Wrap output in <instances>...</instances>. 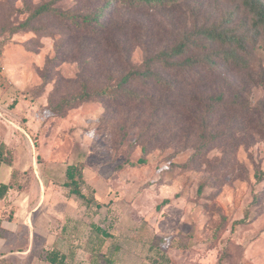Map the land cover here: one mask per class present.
Instances as JSON below:
<instances>
[{"label": "rangeland", "instance_id": "rangeland-1", "mask_svg": "<svg viewBox=\"0 0 264 264\" xmlns=\"http://www.w3.org/2000/svg\"><path fill=\"white\" fill-rule=\"evenodd\" d=\"M24 1L34 7L49 0H0V138L22 136L47 165L84 162V177L103 204L94 221L116 238L118 264H264V177L258 178L264 171V33L251 27L240 1L177 0L148 11L113 2L114 14L119 11L121 22H130L126 36L124 30L119 34L121 43L127 40V51L112 69L100 50L103 40L99 46L91 42L82 47L83 34L52 15L29 25L37 31L12 33L11 27L29 14ZM103 1L58 0L54 6L88 12ZM212 25L245 36L242 56L248 68L226 66L203 83L198 68L178 74L179 84L185 78L196 84L161 96L175 101L183 93L185 101L175 107L162 108L160 97L142 106L93 98L64 107L63 100L72 102L84 83L94 90L110 76L114 84L120 64L142 71L150 53L171 47L184 32L197 40L193 32ZM222 49L215 46L204 54ZM131 86L143 92L156 87L141 78ZM7 90L11 92L5 95ZM220 94L222 101L217 102ZM207 106L215 107L212 115ZM204 123L208 135H215L207 147L199 136ZM231 131L234 136L226 134ZM13 143L20 150L21 143ZM49 171L55 174L56 169ZM164 198L169 202L157 209ZM49 208L45 205V222L75 212L73 204ZM81 213L68 237L60 232L62 219L54 222L61 246L86 240L89 220ZM166 236L171 241L159 244ZM17 240L15 248H24L25 238ZM37 241L34 251L6 254L5 262L42 264ZM89 257L79 248L71 264H89Z\"/></svg>", "mask_w": 264, "mask_h": 264}, {"label": "trees", "instance_id": "trees-1", "mask_svg": "<svg viewBox=\"0 0 264 264\" xmlns=\"http://www.w3.org/2000/svg\"><path fill=\"white\" fill-rule=\"evenodd\" d=\"M58 0H49L32 6L24 1L26 12L28 16L26 20L18 24V26L11 27L12 33L19 30H39L34 26H29L34 21L45 18L46 16H54L66 25L68 29L73 28L76 31L75 34H83V40L80 46H88L91 42L101 44L103 40L104 59L110 64V69L115 67L116 60L123 55V51H127V40L121 43L119 34L124 30L123 36H126L129 26L127 25L130 20H125L123 24L121 22L123 16L120 17V12L117 11L114 14L112 8L113 2H119L124 7L131 10H143L148 11L155 7H166L167 5L174 3L177 0H104L102 4L96 6L88 12L82 11H70L56 8L54 4ZM244 11L250 16L251 27L254 30H258L264 33V2L262 0H239ZM105 18L103 21L102 19ZM135 29V28H134ZM193 35L197 40L191 39V36L184 32L178 40L171 47H162L156 52L150 53L143 59V70H136L130 67L129 64H120L122 72L118 76V80L112 83L114 80L110 76L106 78V83L101 88H95L89 90L84 83L80 93L75 94L70 100H63L64 107L72 105L75 102L86 101L93 98H101L107 101V104L114 103L117 106H131L132 102L138 106L147 105L152 101L159 98V105H170L175 107L176 104H180L185 101V95L183 93H177L175 101H168L169 96H166V100L162 97L165 94H171L172 92H180L184 87L190 86L195 81L185 78L182 84H179L178 74L198 68L199 82H205L211 75L218 72L219 69L231 65H239L242 68H248L245 58L242 56L246 52L245 36L238 35L231 28L225 27V25H212L210 27H201L197 31L193 32ZM193 37V36H192ZM89 41H87V40ZM220 46L223 48L219 54H204L212 47ZM165 71V72H163ZM136 78H141L146 81H152L156 86L153 91H139L133 88L131 85ZM182 79V78H181ZM179 85V87H177ZM164 89V90H162ZM164 91V92H160ZM144 93V94H142ZM191 97H195V93L191 94ZM194 99H197L195 97ZM164 100V102H161ZM217 102L222 101V95L216 99ZM177 102V103H175ZM112 105V104H111ZM62 106V104H61ZM206 111L208 115L214 113V106H207ZM159 108H157V111ZM223 119L227 118L226 115H222ZM245 112L240 115V119H243ZM203 117V116H202ZM188 118H185V120ZM235 119L232 118V121ZM243 122V121H238ZM203 131L200 133V137L204 140V146L215 141V138L208 135V124L204 123ZM244 124L242 123L241 126ZM262 125H264L262 123ZM233 132H227V135L234 136ZM224 134H222L223 136ZM207 136H211L207 138ZM218 136V135H216ZM143 151H147V146H142ZM148 152V151H147ZM140 163H146L145 158L138 160ZM4 162L11 164L12 152L11 148L5 144L0 145V164ZM65 166V177L63 182L59 184L62 189V195L65 198L76 199L79 203L78 207L81 213L88 218V222L85 224L88 234L84 242H77L75 244H67V246H61L57 237L53 239V246L42 251V264H71L76 256L77 250L81 248L86 250L89 257V264H118L117 255L121 250V247L117 244L116 238L113 234L102 228L94 221V217L98 214V211L102 207V202L97 199L95 195V189L86 181L84 177V162L82 160L63 161ZM189 162L183 164L187 167ZM23 176L27 177L23 179ZM264 177V171L260 172L258 178ZM29 173L26 171L20 174L18 171L13 170L11 181L8 184H0V198H3L9 188L22 187V183L19 180H23L26 183L29 180ZM202 187L199 186L197 192L200 193ZM169 202L168 198H164L157 206V209ZM77 203V204H78ZM80 217L74 218L73 216H66L64 222L61 224L60 232L64 236H70L72 224L76 225V221H80ZM69 232V234H68ZM58 233V232H57ZM171 236L160 237L158 239L159 244H164L165 240L171 241ZM39 240L38 238H36ZM107 239L113 241L106 246ZM36 240V242H38ZM35 242V243H36ZM158 243L156 245H158ZM172 242L167 243L171 245ZM173 244V243H172ZM156 247V246H155ZM21 249V248H20ZM33 248L31 250L34 251ZM164 260H168L167 256L161 253ZM163 260V261H164ZM0 264H9L5 262L4 258L0 259Z\"/></svg>", "mask_w": 264, "mask_h": 264}, {"label": "crops", "instance_id": "crops-1", "mask_svg": "<svg viewBox=\"0 0 264 264\" xmlns=\"http://www.w3.org/2000/svg\"><path fill=\"white\" fill-rule=\"evenodd\" d=\"M10 92L11 90H7L5 95ZM22 138V136L0 138V145H7L12 152L11 164L4 162L0 164V184H8L11 181L13 170L22 175L27 171L30 178L26 183L19 180L22 187L9 188L6 195L0 198V259L12 252H31L36 238L41 241V248L48 249L53 246V239L57 235L53 224L58 223L60 219L64 222L66 215L59 219L50 218L45 222V205L52 208V205L56 204L66 207L73 204L75 212L67 213V216L78 218L81 215L78 204L73 199L63 197L59 186L65 177L66 163L58 161L49 162L47 165L44 155L30 150ZM14 140L21 143L18 144L20 150L15 147L17 145H14ZM49 168L56 169V175L50 172ZM50 208L46 211L50 212ZM21 238H25V247L15 248L14 243Z\"/></svg>", "mask_w": 264, "mask_h": 264}]
</instances>
